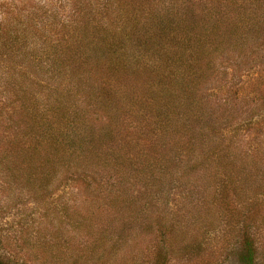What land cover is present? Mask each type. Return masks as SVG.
I'll list each match as a JSON object with an SVG mask.
<instances>
[{"label": "trees", "instance_id": "trees-1", "mask_svg": "<svg viewBox=\"0 0 264 264\" xmlns=\"http://www.w3.org/2000/svg\"><path fill=\"white\" fill-rule=\"evenodd\" d=\"M87 1H73L70 15L0 19V173L32 197L39 192L41 208L66 182L81 184L90 201L59 197L61 220L50 242L23 243L27 260L0 264L90 263L93 256L80 262L71 241L61 240L68 222L77 232L67 240L79 236L87 245L94 239L99 261L121 253L136 226L153 244L172 230L149 238L164 225L156 218L144 223L145 214L171 194L199 203L204 214L196 223L205 228L197 234L219 225L225 233L236 230L240 264H256L249 228L264 221L258 207V200L264 205V168L255 166L253 175L233 164L246 158L235 132L259 122L252 108L242 121L235 118L239 107L224 113L214 75L221 65L238 67V55L262 49L264 0ZM234 120L233 134L224 135ZM213 203L217 211L205 220ZM159 212L177 218L169 208ZM50 216H43L48 224ZM176 225L171 248H187L182 240L193 230L186 234L183 222ZM168 250L136 249L131 261L161 264Z\"/></svg>", "mask_w": 264, "mask_h": 264}, {"label": "rangeland", "instance_id": "rangeland-1", "mask_svg": "<svg viewBox=\"0 0 264 264\" xmlns=\"http://www.w3.org/2000/svg\"><path fill=\"white\" fill-rule=\"evenodd\" d=\"M73 1L76 0H0V19H8L13 23L16 21L41 19L42 17L48 18L52 14L55 16L70 15L71 10L69 8L73 4ZM92 1L88 0L87 3ZM260 34L264 35L263 33ZM237 54V51L234 52L233 57ZM241 56L238 55L237 59H235L237 65H239L236 68L235 65L231 66V64L227 66L221 65L218 69L219 74L214 75L216 81L214 84L220 88L217 98L221 102L225 100V114L227 113L226 110L229 109L231 111L233 107H239L242 112H237L235 118L239 116L240 121H242L243 119L241 118H245L247 115V112H245L247 111L246 109L252 108V119L259 122L257 125L250 123L246 127L239 126L240 129L235 132L236 137L239 134L238 139L241 145L236 148L241 149L239 150L241 151L240 153L246 156V158H241L242 156L235 158L237 160L233 166L243 167L254 175L255 172L253 169L255 166H259L260 172L264 168V108H261L264 104H259L257 100L261 98L264 100V45L261 50L251 51L243 58H240ZM227 73L228 75L225 76ZM231 92H234V98L231 96ZM255 101H258L255 105L257 108H253V102ZM257 109L259 110L258 112H256ZM235 122L237 123L238 121L234 120L232 124H227L223 132L224 135L233 134L232 130L236 128ZM2 124L0 122V133ZM56 179H63V176L59 175ZM59 191L62 193L53 192L48 197L49 203L47 202V207L45 208L44 205V208H41V195H39V192L38 195L32 197L30 193L27 194L23 190L15 187L9 179H6L3 171L0 173V261L13 263V261L27 260L29 257L24 252L25 247L23 243L32 246L39 244L41 247V244L46 246L50 242V239L48 240L47 238L54 231L55 227L58 226V221L61 220L60 216L56 215V212H59L57 206L59 197H62L64 200L67 199L72 204H74L75 200L76 202L89 201L83 191L82 185L78 182L75 184L66 182L63 189ZM132 194L134 196L135 192L133 191ZM56 197L57 200L55 199ZM167 199L165 204L158 208H169L171 211H174V215L177 217L175 220L169 214L168 216H163L159 212V209L147 212L143 220L144 223L147 221L149 224H152L151 219L156 218L160 219L161 224L163 223L162 225H164L162 228H152L149 238H154L164 228L172 230L169 237L165 233L163 237L157 238L153 244L145 242L143 230L139 226H136L133 229L136 237L122 248L121 253L118 252L115 255L106 256L104 260L99 261L100 251L98 250L100 249L98 247L93 249L94 239L86 241L87 245L82 244L83 237L79 238L78 236L67 240L77 232L71 222H68L64 226L62 230L64 239L61 240L71 241L70 248L73 249L75 256L78 257L80 262L88 263L86 258L90 255L93 256V259L88 264H153L151 259L131 261V256L136 249H142L144 253L149 254L155 250L163 251L169 249L168 251L170 252L166 253V259L161 264H240L239 244L241 235H238L236 230L225 233L224 228L219 225L212 231L203 233V235L202 233L197 234L195 230L205 228V226L200 225L201 229H199V224L196 223L201 218V214H204V212L200 214L199 203L197 204L188 199L184 201L183 196L177 194H171ZM256 202L252 201L251 203L255 204ZM224 203L222 201L220 206L223 207ZM211 206L212 208H210L207 218L204 217L205 220L213 216L217 211L214 208L216 207L214 203ZM258 207L264 212V205L259 200ZM46 214L54 217L52 224L46 222L43 217ZM228 214L232 215L233 213L230 212ZM51 216L50 219H52ZM193 216L195 217L193 220L194 225H188L186 221L191 220ZM109 219L113 220L111 217ZM178 221L183 222L189 228L185 230L186 234L193 230V235H189L182 241L193 242L197 245V250L189 248L188 242L187 248L185 244H179L178 247L174 246L173 248L172 246L171 248V245H173L171 240L172 228L175 226V231H178L176 225ZM167 229L164 231H167ZM249 232L255 244V263L264 264V221L262 225L256 226H254V223H251ZM179 251H181L182 257L176 256ZM192 251L193 255H191ZM38 256H40V253L37 254ZM57 258L59 259V263H63L61 254H57ZM156 264L158 263L156 262Z\"/></svg>", "mask_w": 264, "mask_h": 264}]
</instances>
